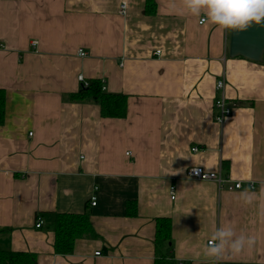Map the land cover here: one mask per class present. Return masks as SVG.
<instances>
[{"label": "crops", "instance_id": "crops-1", "mask_svg": "<svg viewBox=\"0 0 264 264\" xmlns=\"http://www.w3.org/2000/svg\"><path fill=\"white\" fill-rule=\"evenodd\" d=\"M156 3L148 15L145 0H0V250L35 253L34 264H154L156 219L167 216L175 262L264 264V54L230 57V30L199 23L180 0ZM79 75L126 94V117L69 100ZM220 78L237 102L222 125ZM194 166L221 168L243 188L192 180ZM84 211L96 236L56 254L48 223ZM223 227L255 243L206 257Z\"/></svg>", "mask_w": 264, "mask_h": 264}, {"label": "trees", "instance_id": "trees-1", "mask_svg": "<svg viewBox=\"0 0 264 264\" xmlns=\"http://www.w3.org/2000/svg\"><path fill=\"white\" fill-rule=\"evenodd\" d=\"M156 0H145L144 11L148 15L157 13ZM91 99L99 105L100 116L110 118L126 117L128 96L123 93H111L103 90L102 82L99 79L88 81L87 87H82L78 92L69 95L71 101H86ZM6 90L0 88V124L4 122ZM128 214L136 216L137 204L135 201L128 203ZM47 229L53 232L55 236L53 250L56 254H69L74 251V245L78 238L94 237L92 222L90 220V212L82 213H57L54 220L48 223ZM172 219L169 217H157L155 225L154 238V264H178L175 262L171 247L168 243L172 237ZM36 262V254L26 251H10L0 250V264H34Z\"/></svg>", "mask_w": 264, "mask_h": 264}, {"label": "clouds", "instance_id": "clouds-1", "mask_svg": "<svg viewBox=\"0 0 264 264\" xmlns=\"http://www.w3.org/2000/svg\"><path fill=\"white\" fill-rule=\"evenodd\" d=\"M180 3L186 14L203 17L204 23L221 31L247 30L253 25L264 27V0H180ZM254 243V237L237 236L231 227H223L212 234L204 255L218 260L226 250L238 254Z\"/></svg>", "mask_w": 264, "mask_h": 264}, {"label": "built area", "instance_id": "built-area-1", "mask_svg": "<svg viewBox=\"0 0 264 264\" xmlns=\"http://www.w3.org/2000/svg\"><path fill=\"white\" fill-rule=\"evenodd\" d=\"M125 7L126 5L124 3L120 5L119 12L121 14H125L124 12ZM202 22H203V19H201L199 23H202ZM36 43H37L36 41L31 42L33 46H36L37 45ZM78 52L81 56L85 55V52L83 51V49H79ZM78 80L81 81L82 87H87L88 81L87 82L84 81L82 75L78 76ZM216 83H217L216 90L218 91L219 96L216 97L214 101V107L217 112L215 115V121L218 124L222 125L228 118H230L233 115L234 113L233 111L236 109L237 102L231 101L227 97H225L223 92L226 87V82L223 78H220V80H217ZM191 150L192 152L193 151L197 152L200 150V148L198 146H193ZM186 174H187V177L192 180L195 179V180H200V181H209V180L214 181L216 185L219 187V189H224L225 187L229 191H237L243 188L242 182L240 180L233 181L232 179L228 177L226 173H223L221 168L215 171H206L201 166H194V167L188 168L186 170ZM248 185L249 186L247 188L250 190H254V188L256 187L253 183H249ZM169 188H170L171 199H174L176 188L173 185H171ZM90 200H91V204L94 205L96 202V196L92 195ZM43 225H44V222L42 218L40 216H37L36 227H42ZM96 254L98 255L100 254V252H96ZM178 264H190V263L182 260V261H178ZM240 264H248V263L241 262Z\"/></svg>", "mask_w": 264, "mask_h": 264}, {"label": "water", "instance_id": "water-1", "mask_svg": "<svg viewBox=\"0 0 264 264\" xmlns=\"http://www.w3.org/2000/svg\"><path fill=\"white\" fill-rule=\"evenodd\" d=\"M230 57L243 56L254 61H261L264 54V27L253 25L247 30H230Z\"/></svg>", "mask_w": 264, "mask_h": 264}, {"label": "rangeland", "instance_id": "rangeland-1", "mask_svg": "<svg viewBox=\"0 0 264 264\" xmlns=\"http://www.w3.org/2000/svg\"><path fill=\"white\" fill-rule=\"evenodd\" d=\"M234 264H240V263L237 262V263H234Z\"/></svg>", "mask_w": 264, "mask_h": 264}]
</instances>
